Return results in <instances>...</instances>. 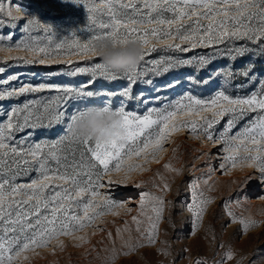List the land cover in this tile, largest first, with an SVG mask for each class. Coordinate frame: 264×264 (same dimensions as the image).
<instances>
[{"label":"snow or ice","instance_id":"1","mask_svg":"<svg viewBox=\"0 0 264 264\" xmlns=\"http://www.w3.org/2000/svg\"><path fill=\"white\" fill-rule=\"evenodd\" d=\"M74 2L86 8L90 29L96 32L83 41L57 42L52 28L35 17H29L19 4L13 9L0 3V17H3L0 25L15 29L24 20L22 32L26 33L18 40L14 31L0 35V52L23 50L28 53L26 56H5L2 63L65 66L50 75L88 77L80 85L24 83L19 88L0 89V264H23L29 259L27 252L46 247L52 240H56L57 246L63 249L62 236L86 243L87 234L76 233L95 226L98 219L108 214H131L132 208L128 203L117 201L111 195L114 186L131 184L141 189L136 214L131 215V221H124L123 228L116 230L121 239L122 233H129V239L123 245L126 249L124 255L140 246V239L156 243L165 205L163 193L170 189V185L159 171L150 181L134 183L133 174L148 171L146 166L151 161L158 163L165 143L181 129L189 130L197 140L206 139L220 146L223 156L219 168L224 174L236 169H251L245 182L259 180L264 183V79L250 95L233 96L227 91L238 78L254 83V66L241 69L225 66L209 72L207 78H190L196 86L205 87L215 80L221 81L218 90L208 99L189 92L163 107L149 108L143 115L127 110L126 103L132 99L137 103L144 102L143 93L139 97L133 96V88L138 83L152 85L153 80L149 77L192 65L198 71H204L214 58L236 61L249 52L264 55V0ZM105 40L110 41L113 47L139 43L142 47L140 63L123 71L109 68L97 55L98 42ZM237 41L244 43L234 46ZM249 44L255 47L250 48ZM200 47L211 48V56L148 59L157 51L186 53ZM73 56L80 59L74 61L71 59ZM5 71L6 68L0 66V74ZM19 79V75H10L0 80V84L8 85ZM98 79H123L127 85L119 92L102 93L106 97H122L119 106L115 107L122 119L110 137L94 140L75 133L72 123L85 115L86 106L78 102L98 94L92 90ZM176 83L172 82L168 87H175ZM44 90L54 91L57 95L44 103L30 100L22 106L5 107L8 100ZM112 103L108 99L104 104L105 110L112 107ZM250 113H255V117L241 131L230 135L235 123ZM225 117H228L226 128L216 134L215 125ZM65 121V135L57 141L29 143L35 130L63 125ZM19 133L25 135L17 140ZM66 142L68 148L64 147ZM75 145L80 146L79 160L74 155ZM69 151L73 153L71 160L65 154ZM163 167L171 172L181 171L171 162ZM32 171L37 173L36 178L27 183L17 182ZM156 177L162 186L156 183ZM148 184L158 188L160 194L147 190ZM203 184L207 185L208 191L213 190L209 180H204ZM192 188L190 210L196 222H200L205 206L213 198L205 194L198 180L193 182ZM261 199L264 200V196ZM224 206L227 215L236 220L228 201ZM240 223L247 231L259 222L249 217L240 218ZM133 226L139 233L135 243L131 239ZM108 236L111 238L112 233L109 232ZM116 255L117 250L113 248L107 259L114 260ZM233 257L234 253L229 250L217 264H224V260ZM195 264H206V261L198 259ZM237 264L241 262L237 261Z\"/></svg>","mask_w":264,"mask_h":264},{"label":"rangeland","instance_id":"2","mask_svg":"<svg viewBox=\"0 0 264 264\" xmlns=\"http://www.w3.org/2000/svg\"><path fill=\"white\" fill-rule=\"evenodd\" d=\"M101 2L102 0H96V3ZM0 3H3L5 8L12 7L13 9L19 4L29 17H35L40 23L51 27L57 42L71 41L72 39L83 41L96 34L94 30L90 29L86 8L82 4H76L74 0H0ZM24 23L25 21L21 20L15 29L0 25V35L14 31L15 39L18 40L26 35L22 32ZM94 27L92 26V28ZM243 43V41H237L234 46ZM248 47L254 48L255 45L249 44ZM212 52L211 48L202 47L186 53L157 51L150 54L148 59L161 60L168 56L177 59H194L200 56L210 57ZM8 55L26 56L28 53L23 50H13L11 53L0 52V66L6 68L5 73L0 74V80L6 79L10 75H19L20 77L19 80L12 81L8 85L0 84V89L19 88L24 83L80 85L88 79L84 75L78 77L50 75L65 66L46 67L16 64V62L2 63V58ZM71 59L78 61L80 58L73 56ZM81 65H83V61H81ZM249 65L254 66L256 81L249 83L243 78H238L234 82V86L229 87L227 91L233 96L250 95L259 87V81L264 79V55H256L254 52H249L236 61H232L230 58H214L204 71H198L196 66L192 65L170 70L163 75L149 77L153 80L152 85L138 83L133 88V96L139 97L143 93L144 102L137 103L136 99L127 101V110L143 115L149 108L163 107L189 92L200 98H211L218 90L220 80H215L205 87L196 86L190 82V78H207L209 72L225 66L241 69ZM172 82H177L176 86L168 87ZM126 85L127 81L123 79L115 81L98 79L92 85V90L98 94L78 103L81 106H104L105 102L111 99L112 107H118L119 101L122 99L121 96L106 97L102 93L119 92ZM56 95V92L49 90L27 93L6 101L5 107L8 105L22 106L30 100L44 103ZM255 115V113H250L249 116L236 122L229 134L235 135L236 132L241 131ZM227 119L228 117H225L218 125H215L216 134L224 131ZM66 126L67 121L63 125L35 130L29 143L55 142L65 135ZM24 135L25 133H19L17 140ZM64 147L68 148L67 142ZM73 147L76 148L75 158L79 160L80 146ZM65 154L69 160L72 159L73 153L69 151ZM222 156L223 153L219 145L206 139L197 140L189 130L181 129L173 133L169 141L165 143L158 163L151 161L146 166L148 171L133 174L134 183L141 180L150 181L159 171L170 185V189L163 193L165 205L163 218L158 224L156 243L150 244L147 240L140 239V246L124 255L126 249L123 245L124 241L129 239V233H122L123 239H121L117 236L116 230L123 228L124 221H131V215L136 214L141 189H137L131 184L129 186H114L111 189V195L117 201L128 203V206L132 208L131 214L125 215L123 212L120 216L108 214L98 219L95 226L85 229L84 232L76 233V235L87 234L86 243L81 244L71 237L62 236L60 239L64 242L63 249L57 246L56 240H52L46 247L27 252L26 255L29 259L23 264H195L198 259L206 261V264H217L229 250L234 253V257L231 260H224V264H237V261H240L241 264H264V200L261 199L264 196V183L259 180L245 182V177L252 171L251 169L243 171L236 169L229 174H224L219 168ZM169 162L181 171L177 173L165 170L163 166ZM53 166H55L54 163ZM36 176L37 173L32 171L19 178L17 182L27 183ZM206 179L212 184V191H208L207 185L203 184ZM197 180L201 182V188L205 194L213 198L205 206L200 222H196L193 212L190 210L193 202L192 184ZM156 183L162 186L159 177H156ZM147 190L160 194L159 189L152 188L151 184L147 185ZM225 201L229 202V208L235 213L236 220L227 215ZM249 217L259 223L245 231L240 223V218ZM197 223L198 226H196ZM109 232L112 233L111 238L108 236ZM138 238L139 233L133 226L132 242L135 243ZM113 248L117 250L116 258L108 260Z\"/></svg>","mask_w":264,"mask_h":264},{"label":"clouds","instance_id":"3","mask_svg":"<svg viewBox=\"0 0 264 264\" xmlns=\"http://www.w3.org/2000/svg\"><path fill=\"white\" fill-rule=\"evenodd\" d=\"M104 47H100V45ZM142 47L139 43L115 47L110 41H100L97 55L109 68L123 71L131 69L140 63ZM122 119L116 108L105 110L103 105H90L85 108V115L78 117L72 123V130L84 137L92 139H107L117 131L118 122Z\"/></svg>","mask_w":264,"mask_h":264}]
</instances>
